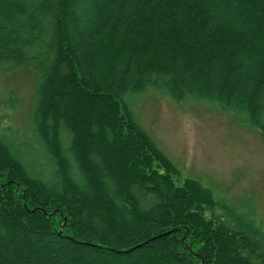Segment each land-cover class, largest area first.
Segmentation results:
<instances>
[{
  "label": "trees",
  "instance_id": "obj_1",
  "mask_svg": "<svg viewBox=\"0 0 264 264\" xmlns=\"http://www.w3.org/2000/svg\"><path fill=\"white\" fill-rule=\"evenodd\" d=\"M6 1L0 70L35 77L43 161L3 126L11 92L0 264H264V229L199 178L180 181L126 103L150 88L205 100L264 142V0Z\"/></svg>",
  "mask_w": 264,
  "mask_h": 264
},
{
  "label": "rangeland",
  "instance_id": "obj_2",
  "mask_svg": "<svg viewBox=\"0 0 264 264\" xmlns=\"http://www.w3.org/2000/svg\"><path fill=\"white\" fill-rule=\"evenodd\" d=\"M86 1L77 0V9H83ZM35 82L25 69L0 70V105L11 92L10 98L17 101L15 107L2 111L6 113L3 126H12L35 151L32 156L39 163L43 160L35 154L39 147L29 130L28 115ZM126 103L135 120L179 170L180 181L199 178L217 197L240 214H249L264 229V142L255 131L245 129L208 101L187 98L175 102L152 88L128 96Z\"/></svg>",
  "mask_w": 264,
  "mask_h": 264
}]
</instances>
